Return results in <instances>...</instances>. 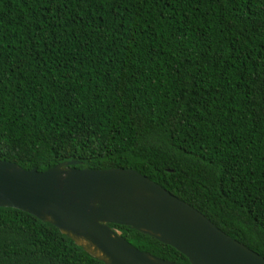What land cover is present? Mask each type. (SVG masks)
<instances>
[{"label": "trees", "instance_id": "16d2710c", "mask_svg": "<svg viewBox=\"0 0 264 264\" xmlns=\"http://www.w3.org/2000/svg\"><path fill=\"white\" fill-rule=\"evenodd\" d=\"M0 159L134 169L264 257V0H0ZM0 264L104 263L0 207Z\"/></svg>", "mask_w": 264, "mask_h": 264}, {"label": "water", "instance_id": "95a60500", "mask_svg": "<svg viewBox=\"0 0 264 264\" xmlns=\"http://www.w3.org/2000/svg\"><path fill=\"white\" fill-rule=\"evenodd\" d=\"M46 170L0 159V207L50 223L104 264H181L141 251L111 224L170 245L187 264H264V257L227 235L196 208L134 169Z\"/></svg>", "mask_w": 264, "mask_h": 264}]
</instances>
